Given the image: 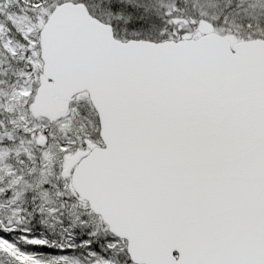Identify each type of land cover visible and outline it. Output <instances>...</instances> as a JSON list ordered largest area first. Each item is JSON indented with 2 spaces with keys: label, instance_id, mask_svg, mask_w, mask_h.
Masks as SVG:
<instances>
[{
  "label": "snow or ice",
  "instance_id": "snow-or-ice-1",
  "mask_svg": "<svg viewBox=\"0 0 264 264\" xmlns=\"http://www.w3.org/2000/svg\"><path fill=\"white\" fill-rule=\"evenodd\" d=\"M0 264H264V0H0Z\"/></svg>",
  "mask_w": 264,
  "mask_h": 264
}]
</instances>
